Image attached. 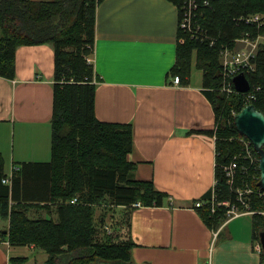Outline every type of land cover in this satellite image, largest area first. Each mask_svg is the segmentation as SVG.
Returning <instances> with one entry per match:
<instances>
[{
	"label": "crops",
	"instance_id": "1",
	"mask_svg": "<svg viewBox=\"0 0 264 264\" xmlns=\"http://www.w3.org/2000/svg\"><path fill=\"white\" fill-rule=\"evenodd\" d=\"M179 24V8L169 0H103L96 8L91 55L101 78L96 117L131 124L133 149L127 159L136 165L135 178L152 181L166 193L160 206L97 205V238L131 240L136 264H261L255 213H225L217 224L210 211L209 224L195 207L215 184L217 138L209 131L216 128L217 112L196 66V52L192 66L197 70L192 67L180 84L173 82L170 72L183 43ZM15 70L14 79L0 75V157L6 176L51 162L54 46H19ZM4 179L0 185H7ZM9 204H14L12 194ZM43 204L51 207L49 217L58 220L56 204ZM114 223L121 228L115 236ZM9 226L10 217L0 216V235ZM19 257L27 261H14ZM47 259L35 245L0 242V264Z\"/></svg>",
	"mask_w": 264,
	"mask_h": 264
},
{
	"label": "trees",
	"instance_id": "2",
	"mask_svg": "<svg viewBox=\"0 0 264 264\" xmlns=\"http://www.w3.org/2000/svg\"><path fill=\"white\" fill-rule=\"evenodd\" d=\"M102 1L0 0L1 76L15 78V53L21 45L51 43L55 50L51 162L32 164L35 167L18 175L15 172L10 183L0 185V216L10 217L9 230L0 236H7L13 246L35 245L44 250L48 259L42 264H136L132 257L134 242L97 238L95 207L137 202L160 206L166 197L152 181L134 176L136 165L127 159L133 149L131 124L104 122L95 114V90L101 78L87 58L93 53L96 8ZM169 1L181 8L189 0ZM195 2L203 6V0ZM256 13L264 14V0H212L208 7L197 10L192 29L197 37L187 29L179 30L184 42L177 46V62L170 72L183 81L192 70L196 52V66L203 71L204 85L217 112L216 128L209 132L217 138L216 187L221 201L234 200L242 181L259 188L260 169L253 172V178L249 171H238L236 186L230 188L227 184L223 167L243 150H239L243 136L237 130L234 114L244 107L245 94L239 91L227 96L220 90L219 53L223 45H232L244 32H256L245 22L248 15ZM211 38L216 40L215 46H210ZM247 77L250 89L258 84L262 87L254 104L264 112V46L258 54L257 70ZM0 176V180L8 177L2 157ZM254 199L255 207L263 211L264 199L257 195ZM43 202L56 204L58 220L27 216L31 207L44 209L48 204ZM198 209L211 224L210 210ZM222 215L214 214L215 223L224 220ZM254 216L256 221L258 217L264 221V216ZM256 226V239L260 240L264 225L257 221ZM261 254L264 264L263 249ZM14 261L24 263L27 258Z\"/></svg>",
	"mask_w": 264,
	"mask_h": 264
},
{
	"label": "built area",
	"instance_id": "3",
	"mask_svg": "<svg viewBox=\"0 0 264 264\" xmlns=\"http://www.w3.org/2000/svg\"><path fill=\"white\" fill-rule=\"evenodd\" d=\"M196 0H189L186 4H182L179 8L180 12V24L179 27L182 30H188L192 36L197 37V33H193V23L196 18L195 12L200 8L204 9L211 4L212 0H203V6L200 7ZM247 25L256 28V32H244L241 36H238L233 41V44L223 45L220 48V64L222 67V84L220 90L227 96H231L235 92H239L236 89L234 83V77L240 73L246 75L253 73L257 70V58L260 50L264 46V14L256 13L250 14L245 18ZM200 26V25H199ZM199 29V27H198ZM184 42V39H182ZM210 46L216 45V40L211 38ZM91 62V58H87ZM174 84H180L181 80L178 75L173 77ZM251 88V87H250ZM262 89L261 85H256L253 89H249L244 96V106L254 104L258 99V92ZM236 115V113L234 114ZM242 152L236 154L230 164L225 165L224 172L227 179V184L230 188L236 186V180H238V171L248 172L250 176L255 177V171L260 169V156L255 150L253 143L250 139L243 136L241 138ZM217 166V163H216ZM239 172V173H240ZM254 172V173H253ZM12 175H9L4 179V182L8 183L11 181ZM218 177L215 178V184L211 190V195L207 198H202L195 202L196 208H208L213 214L216 213H228L232 215H238L244 211L255 213L251 207L254 201V195L264 199V190L259 186L258 189H254L247 182L242 181V186L236 187V198L234 200L221 201L218 197L217 184ZM76 202V198L72 200V203ZM140 202L134 203L133 206H141ZM264 213V210L262 211ZM0 242L10 243L8 237L0 236Z\"/></svg>",
	"mask_w": 264,
	"mask_h": 264
},
{
	"label": "water",
	"instance_id": "4",
	"mask_svg": "<svg viewBox=\"0 0 264 264\" xmlns=\"http://www.w3.org/2000/svg\"><path fill=\"white\" fill-rule=\"evenodd\" d=\"M234 83L240 92H246L251 87L250 80L245 73L236 75ZM234 121L239 133L251 140L260 156L259 186L264 190V112L258 109L255 104H249L235 115ZM260 241L264 250V230L260 232Z\"/></svg>",
	"mask_w": 264,
	"mask_h": 264
},
{
	"label": "rangeland",
	"instance_id": "5",
	"mask_svg": "<svg viewBox=\"0 0 264 264\" xmlns=\"http://www.w3.org/2000/svg\"><path fill=\"white\" fill-rule=\"evenodd\" d=\"M0 34H1V31H0ZM92 55V54H91ZM91 55L88 57V58H91ZM88 60V59H87ZM194 60H196L195 58H194ZM89 62V61H88ZM89 63H92V61L91 62H89ZM193 67H194V69H193V71H195V70H197L196 68H195V66L193 65ZM239 141H240V139H239ZM240 147H239V150L240 149H242V143H241V141H240V143L238 144ZM260 177H261V175H260ZM257 202V201H256ZM255 199H254V201H253V207L255 208V209H257V210H254L253 209V207H251V209H252V211H255V214L257 213V215H259V216H264V213L261 211V209H258L257 207H255ZM257 204V203H256ZM107 208V207H106ZM108 208H110V207H108ZM48 212H51V207H50V205H45V207H44V210H40L39 209V207H31L28 211H27V216L29 217V218H31V219H38V218H50L49 217V214L50 213H48ZM110 217H111V214H110ZM257 221L259 222V224H261V226L262 225H264V221H262V218L261 217H258V219H257ZM110 225H114V230H112L113 231V235L115 236V234H119L118 232H119V229H121L119 226H117V225H115V223L114 224H110ZM111 234V233H110Z\"/></svg>",
	"mask_w": 264,
	"mask_h": 264
}]
</instances>
